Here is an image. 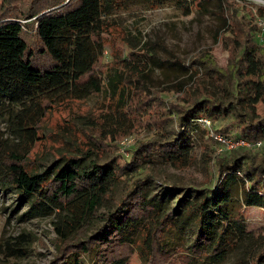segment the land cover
I'll list each match as a JSON object with an SVG mask.
<instances>
[{"label":"trees","instance_id":"obj_1","mask_svg":"<svg viewBox=\"0 0 264 264\" xmlns=\"http://www.w3.org/2000/svg\"><path fill=\"white\" fill-rule=\"evenodd\" d=\"M126 1L2 0L0 120L8 137L0 139V186L28 199L34 216L53 215L58 252L51 264H129L137 248L146 259L144 264H213L210 260L221 248L204 231V213L229 210L233 203L239 208L264 209V156L223 162L226 169L213 191L219 195H206L198 208L190 206L200 230L198 242L188 253L166 239L178 220L163 207L165 190L154 193L149 176L122 189L117 184L155 155L176 169L188 168L194 151L189 134H208L197 122L200 117L208 118L213 126L214 120L231 116L229 128L236 136L251 142L264 138V114L256 108L264 103V42L255 37V25L238 18L235 6L218 0L225 25L221 36L230 50L228 68L217 66L208 50L193 63L230 84V100L213 96L200 100L190 95L188 105L166 103L146 83L151 56L141 40L124 38L128 49L114 69L104 62L103 34L117 28L110 18ZM147 1L153 8L172 2L189 14L210 0ZM166 88L173 92L183 87ZM102 92L109 96V109L100 115L98 134L87 143L91 147L85 152L76 149L81 157H67L61 166L55 167V161L43 173L36 171L32 150L47 113L55 104ZM142 125L151 137L137 142L125 168L113 166V160H96L103 158L100 150L109 145L108 139L118 141ZM89 155L94 156L93 168H82L80 161ZM174 211L180 212L179 208ZM25 241L23 237L16 242L6 240L0 244V253L25 256ZM252 248L247 245L246 251ZM249 262L264 264V249Z\"/></svg>","mask_w":264,"mask_h":264},{"label":"rangeland","instance_id":"obj_2","mask_svg":"<svg viewBox=\"0 0 264 264\" xmlns=\"http://www.w3.org/2000/svg\"><path fill=\"white\" fill-rule=\"evenodd\" d=\"M231 4L237 9L239 19L255 25V11L261 13L260 5ZM1 5L2 0L0 9ZM110 20L117 24V28L103 34L106 39L103 59L107 67L114 69L119 65L120 58L125 56L128 47L124 38L127 37L131 42L141 40L148 45L147 54L151 56V70L146 83L160 92L166 103L188 105L190 95L200 100L210 96L230 100V84L212 78L205 66L193 63L208 50L214 56L217 66L228 68L230 50L224 45L221 36L225 25L218 1L210 0L201 7H193L186 14L172 2L153 8L147 0H127L124 8L115 11ZM183 65L187 68H183ZM194 69L199 73L194 74ZM180 84L182 91H165L166 87L172 89L174 85ZM108 98L102 92L86 99L55 104L43 120L40 139L32 150L31 160L34 161L35 170L43 173L55 161H58L56 167L67 162V157H81L75 150L79 148L80 152H85L91 147L87 143H91L92 137L98 134L99 126L96 124H100L101 113L109 109ZM256 108L260 115L264 114L263 102L257 104ZM231 121V116L218 118L214 120L213 128L220 133L238 137L229 128ZM189 135L194 141V151L188 168L176 169L155 155L149 164L140 166L136 172L126 175L123 182L117 184V189H122L135 179L149 176L155 185L154 193L165 190L163 207L171 218L178 220L177 227L167 231L166 239L186 253L198 242L200 230L190 206L192 204V207L198 208L206 195H219L213 191L222 179V171L226 169L223 162L231 163L241 157L249 160L264 156V138L257 140L262 143L260 147L225 149L200 132ZM6 137L5 124L0 120V139ZM150 137V131L142 125L118 141L108 139L109 145L100 150V157L103 158L96 160H113V166L125 168L137 142ZM93 158L89 155L79 165L92 169ZM174 186L176 191L172 190ZM110 206L112 204L108 203L107 207ZM31 207L32 203L28 199L23 200L14 191L0 186V244L6 240L16 242L19 237L26 239L25 256H9L1 252L0 264H51L55 260L58 238L53 224L54 217L51 214L34 216ZM175 208H179L180 212L175 213ZM204 215V231L208 239L218 243L221 248L220 254L210 260L213 264H250L249 260L264 249V209L239 208L237 203H233L229 210L223 208L217 213L207 211ZM247 245L253 246L249 252L246 251ZM145 261L140 248H137L129 264H144Z\"/></svg>","mask_w":264,"mask_h":264},{"label":"built area","instance_id":"obj_3","mask_svg":"<svg viewBox=\"0 0 264 264\" xmlns=\"http://www.w3.org/2000/svg\"><path fill=\"white\" fill-rule=\"evenodd\" d=\"M211 1H218V0H211ZM222 1H227L233 4H237L239 6H245L247 4H257L264 9V0H222ZM255 14H256V19H255L256 30L254 34L257 40L260 43H262L264 41V14L257 13V11H255ZM197 122L200 124L202 128L208 131L207 137L209 139L217 142L225 149H234L243 146L260 147L262 145L261 141L251 142L242 137H235L231 135L217 133L212 126V122L206 117H200L199 119H197ZM124 144L126 145L127 143L125 142Z\"/></svg>","mask_w":264,"mask_h":264}]
</instances>
